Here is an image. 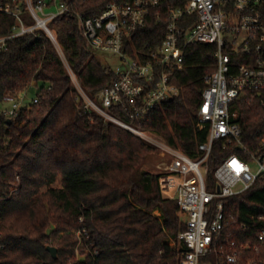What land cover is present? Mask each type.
I'll use <instances>...</instances> for the list:
<instances>
[{
    "label": "trees",
    "instance_id": "16d2710c",
    "mask_svg": "<svg viewBox=\"0 0 264 264\" xmlns=\"http://www.w3.org/2000/svg\"><path fill=\"white\" fill-rule=\"evenodd\" d=\"M107 1L73 2L71 15L49 24L92 99L117 75L87 43L76 14L98 15ZM184 3L173 0L154 9L146 27L133 37L136 50L146 54L148 44L153 49L161 45L167 7ZM185 20L191 25V17ZM15 22L0 14V38ZM38 34L39 39L18 37L0 51V108L6 96L38 89V103L24 106L18 116L0 113V264H178L179 236L187 223L176 201L162 195L161 175L145 170L156 148L97 113L85 114L58 49L43 31ZM216 50L199 43L187 47L183 69L172 74L179 95L155 109L142 126L128 119L122 107L111 113L197 158L198 146L208 136L197 113L215 71ZM237 105L244 141L256 144L264 132V108L259 103ZM228 156L216 143L209 177ZM225 215L233 240L254 241L255 229L264 224V183L226 199ZM79 242L86 250L82 260L76 253ZM49 246L57 248V259L47 251Z\"/></svg>",
    "mask_w": 264,
    "mask_h": 264
},
{
    "label": "built area",
    "instance_id": "2783aa9c",
    "mask_svg": "<svg viewBox=\"0 0 264 264\" xmlns=\"http://www.w3.org/2000/svg\"><path fill=\"white\" fill-rule=\"evenodd\" d=\"M83 1L0 0V14L16 21L11 32L0 38V51L18 37L35 35L39 39L38 31H43L59 51L83 101L84 113H97L162 151L168 162L160 177L161 191L176 201L187 223L179 236L178 264H264V224L255 229L254 241L238 243L233 240L225 215L226 199L250 190L260 181L264 183V132L256 144L246 143L236 106L246 102L264 108V0H184L180 7L168 6L166 36L154 49L148 44L146 54L136 50L133 37L146 27L154 9L173 0H108L98 15L77 13L90 47L118 58L123 66L112 70L117 80L96 99L82 89L57 35L49 28L55 19L73 13L71 3ZM23 9L30 14L33 25L22 19ZM161 16L159 12V23L163 22ZM186 17H191V25ZM195 43L214 45L217 50L215 71L207 79L197 113L199 127L206 128L208 136L198 146L199 156L191 158L179 147L155 142L153 133L139 126L155 109L179 95L172 74L183 69L185 50ZM25 101V93L10 94L4 102L12 108L0 113L9 118L18 116ZM33 102L38 103L37 98ZM115 107H122L128 119L139 126L114 116L111 110ZM216 143L229 156L209 182L210 158Z\"/></svg>",
    "mask_w": 264,
    "mask_h": 264
},
{
    "label": "rangeland",
    "instance_id": "374dc122",
    "mask_svg": "<svg viewBox=\"0 0 264 264\" xmlns=\"http://www.w3.org/2000/svg\"><path fill=\"white\" fill-rule=\"evenodd\" d=\"M21 17L27 25H33L34 24V21L32 20V18H31L30 14L28 13L27 10H25V9L22 10ZM98 57L101 60V62L110 70H115L118 67H123L122 63L119 61L118 58L110 57L108 55H104L101 53H98ZM37 91H38V89L36 87H32L25 93L26 101H25L24 105H29L33 102L34 98L36 97ZM11 108H12L11 104L4 103L0 108V112L7 110V109H11ZM153 139L157 143L166 142L165 139L158 134H153ZM167 162H168V159L166 156H164L162 151L159 149H156L155 153H153L149 157L147 164L145 166V170H148L152 173L161 175V173L164 169V166ZM214 173H215V170L212 172V177L211 176L208 177L209 182H211V178H214ZM55 186L60 187V182H58ZM162 195L164 196V198L172 200V197L166 195L163 191H162ZM49 231H51V230H48V232ZM51 235H52V231L50 234L47 233V236H51ZM77 236H78V234L75 233L74 237H77ZM51 247H53V246H51ZM76 253H77V258L79 260L85 259L86 250H85L84 246L82 245V242H79L78 245L76 246Z\"/></svg>",
    "mask_w": 264,
    "mask_h": 264
},
{
    "label": "water",
    "instance_id": "95a60500",
    "mask_svg": "<svg viewBox=\"0 0 264 264\" xmlns=\"http://www.w3.org/2000/svg\"><path fill=\"white\" fill-rule=\"evenodd\" d=\"M50 233H51V231L48 232V234H50ZM47 251L52 255V257L54 259H57V257H58L57 248L49 246V247H47Z\"/></svg>",
    "mask_w": 264,
    "mask_h": 264
},
{
    "label": "bare ground",
    "instance_id": "6f19581e",
    "mask_svg": "<svg viewBox=\"0 0 264 264\" xmlns=\"http://www.w3.org/2000/svg\"><path fill=\"white\" fill-rule=\"evenodd\" d=\"M171 195V193H169Z\"/></svg>",
    "mask_w": 264,
    "mask_h": 264
}]
</instances>
